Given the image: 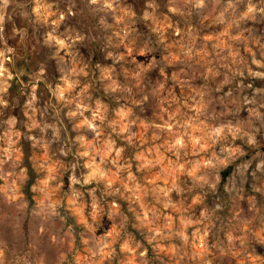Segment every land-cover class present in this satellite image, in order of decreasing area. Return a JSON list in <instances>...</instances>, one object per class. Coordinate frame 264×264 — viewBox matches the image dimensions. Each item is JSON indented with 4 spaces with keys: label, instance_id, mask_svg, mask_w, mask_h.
I'll return each mask as SVG.
<instances>
[{
    "label": "clouds",
    "instance_id": "obj_1",
    "mask_svg": "<svg viewBox=\"0 0 264 264\" xmlns=\"http://www.w3.org/2000/svg\"><path fill=\"white\" fill-rule=\"evenodd\" d=\"M0 264H264V0H0Z\"/></svg>",
    "mask_w": 264,
    "mask_h": 264
}]
</instances>
